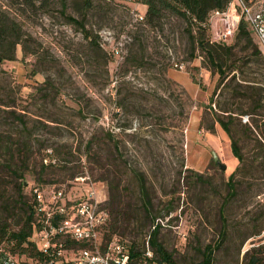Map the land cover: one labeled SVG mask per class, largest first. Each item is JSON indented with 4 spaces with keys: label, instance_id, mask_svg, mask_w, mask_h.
I'll return each mask as SVG.
<instances>
[{
    "label": "rangeland",
    "instance_id": "obj_1",
    "mask_svg": "<svg viewBox=\"0 0 264 264\" xmlns=\"http://www.w3.org/2000/svg\"><path fill=\"white\" fill-rule=\"evenodd\" d=\"M0 3L21 26L27 50L24 53L17 43L15 57L1 66L18 86L20 103L31 118L41 121L28 124L33 141L29 167L22 177L27 202L33 184L54 183L75 201L92 184L101 208L107 211L111 202L118 203L136 219L134 233L111 234L108 214L103 239L115 235L141 245L152 228L143 222L139 209L141 180L153 221L160 225L158 241L176 264L198 261L202 248L217 239V208L227 189V176L211 156L200 171L189 166L185 137L190 121L215 132L219 125L204 109L223 108L228 96L224 84L231 74L217 84V74L196 48L191 49L185 22L174 14L159 29L132 20L128 8L97 7L95 0L90 5L82 0ZM178 21L179 27L171 28L169 23ZM233 41L234 36L229 43ZM240 54L249 60L251 76L264 84L260 55L253 53L250 44ZM237 82L235 74L230 84ZM239 117L241 124L246 123L244 115ZM240 135L238 147L249 161L254 141L248 133ZM48 161L50 165L44 166ZM249 177L235 186L236 194L223 206L226 232L213 250L211 264H237L242 250L264 245V229L253 235L264 226V174ZM16 219L8 220L11 229H16ZM68 247L75 245L69 242ZM0 249L9 252L2 242ZM19 256L20 264L36 259Z\"/></svg>",
    "mask_w": 264,
    "mask_h": 264
},
{
    "label": "trees",
    "instance_id": "obj_2",
    "mask_svg": "<svg viewBox=\"0 0 264 264\" xmlns=\"http://www.w3.org/2000/svg\"><path fill=\"white\" fill-rule=\"evenodd\" d=\"M230 0H144L146 8L142 23L152 28H162L164 22H169L168 17L171 14L176 15L185 22V32L187 34L191 49L195 48L201 53L202 59L211 72L218 76L217 84L229 74L228 81L224 84L228 89V96L225 99L223 108H218V112L211 110L207 106L204 110L212 114V120L227 134L229 146L232 155L237 160L234 170L225 180L226 192L217 208V215L220 220V227L217 233V239L213 243H207L200 252V259L190 264H211L212 253L214 249L220 246L226 230L222 215L223 206L232 198L235 192V186L243 184L251 173L259 172L264 174V84L255 81L251 76L254 72L250 68L243 52L247 45H251L253 53L259 54L256 40L247 29L245 23L239 20L234 41L224 43L212 39L206 24V17L209 11L213 9H224ZM84 4L90 5L92 0H82ZM97 7L105 5L124 6L105 0H95ZM0 3V127H3L2 136L0 130V242L9 253L27 254V256L40 258L38 252L31 243L28 242L30 235L32 216L29 202L23 195L25 186L23 175L28 170L30 153L32 149V132L28 124L41 121L37 118H31L29 109L20 103L22 97L18 86L14 83L10 71L1 66L4 60H11L14 56V47L17 43L24 49V32L19 23L8 15V11L1 7ZM71 21L77 22L75 18L68 17ZM172 27H179L180 21L169 23ZM84 35L88 39L92 37L87 31ZM260 55V54H259ZM263 61L262 57L260 56ZM264 62V61H263ZM238 75L240 82L231 86V82ZM246 116V123L239 122V116ZM248 117L251 119L249 120ZM261 120V121H260ZM50 122H56L49 120ZM208 130V128H205ZM212 129V128H211ZM209 128V131L211 130ZM248 133L254 141L252 157L246 161L238 147V141L241 135ZM118 149V144H114ZM50 163L48 162L49 166ZM43 166V165H42ZM236 176L241 179L234 181ZM139 190L143 195V201L140 206L142 210L143 222L152 227L147 233V242L151 251V256L146 257L143 254L144 243L141 245L135 241L129 242V261L127 264H151L159 262L162 264H176L171 253L158 241L159 223H154L153 216L150 213V201L146 195L144 182L140 180ZM110 217L109 233L115 232L121 235H130L134 233L136 221L127 210L118 203H110L108 209ZM19 214V217H18ZM264 215V213H263ZM17 217L14 225L16 229H11L9 219ZM264 226L258 229V235ZM7 252L0 249V256ZM237 264H264V245L259 243L252 245L242 252V258Z\"/></svg>",
    "mask_w": 264,
    "mask_h": 264
},
{
    "label": "built area",
    "instance_id": "obj_3",
    "mask_svg": "<svg viewBox=\"0 0 264 264\" xmlns=\"http://www.w3.org/2000/svg\"><path fill=\"white\" fill-rule=\"evenodd\" d=\"M128 8L132 20L142 22L144 0H105ZM239 20H242L255 38L264 61V0H230L224 9H213L206 17L212 39L229 43ZM243 121L247 120L244 116ZM45 162V159H43ZM50 162V161H48ZM84 180L86 177H75ZM32 216L28 242L40 258H30L32 264H127L129 244L115 235L103 239L108 213L101 208L96 190L88 185L83 197L69 199L63 188L51 184H33L28 189ZM76 202V203H75ZM72 242L75 247H68ZM143 254L151 256L144 240ZM17 253L4 252L0 264H20ZM151 264H162L152 262Z\"/></svg>",
    "mask_w": 264,
    "mask_h": 264
},
{
    "label": "crops",
    "instance_id": "obj_4",
    "mask_svg": "<svg viewBox=\"0 0 264 264\" xmlns=\"http://www.w3.org/2000/svg\"><path fill=\"white\" fill-rule=\"evenodd\" d=\"M188 125L185 137L187 164L200 171L214 154L217 161L223 164V170L228 176L237 165V160L230 151L229 139L225 132L219 126H215V132L209 133L197 128L196 121H190Z\"/></svg>",
    "mask_w": 264,
    "mask_h": 264
},
{
    "label": "water",
    "instance_id": "obj_5",
    "mask_svg": "<svg viewBox=\"0 0 264 264\" xmlns=\"http://www.w3.org/2000/svg\"><path fill=\"white\" fill-rule=\"evenodd\" d=\"M212 159H213V161H215V163L217 164V166L219 167V169H221V170L224 169L223 164H221V163H219V161H217V159H216V157H215L214 154H212ZM243 251H244V250H243ZM243 251H242V252H243Z\"/></svg>",
    "mask_w": 264,
    "mask_h": 264
}]
</instances>
